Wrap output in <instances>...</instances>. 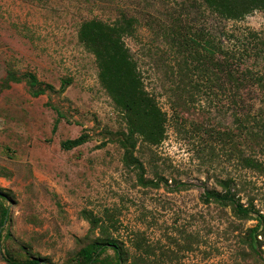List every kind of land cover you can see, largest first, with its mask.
Segmentation results:
<instances>
[{"label":"rangeland","instance_id":"374dc122","mask_svg":"<svg viewBox=\"0 0 264 264\" xmlns=\"http://www.w3.org/2000/svg\"><path fill=\"white\" fill-rule=\"evenodd\" d=\"M200 2L0 0V264L84 263L86 247L105 236L119 242L123 261L108 248L96 264H264V235L255 251L246 236L256 222L203 198L231 178L241 202L253 201L264 213V173L239 166L232 146L224 148L215 134L235 130L234 114L245 113L249 91L233 90L225 77L210 89L204 80L196 104L176 114L170 108L174 31L211 32L215 24ZM122 16L138 21L126 43L168 113L163 142L138 143L130 166L118 143L122 115L78 38L85 21L113 23ZM228 25L264 31V11ZM28 74L53 89L33 97ZM255 104L259 109L261 102ZM235 132L248 154L244 133ZM82 134L87 143L62 149ZM94 218L106 234L92 227Z\"/></svg>","mask_w":264,"mask_h":264},{"label":"trees","instance_id":"16d2710c","mask_svg":"<svg viewBox=\"0 0 264 264\" xmlns=\"http://www.w3.org/2000/svg\"><path fill=\"white\" fill-rule=\"evenodd\" d=\"M200 4L205 12L212 15L215 24L211 32L204 29L193 31L192 28L174 31L171 49L176 62L170 70L175 80L167 89L170 108L176 114L180 112L179 109H188L190 105L196 104L202 87H205L201 84L204 80L209 81L208 89L215 88L223 77L233 90L246 88L249 96L242 100L245 113L242 116L235 113V130L215 132L216 140L224 148L228 144L232 146L230 157L243 169L262 174L264 97H256V93L259 90L264 92V31L230 27L228 23H237L256 11H264V0H201ZM137 23L135 18L127 16L113 23L94 19L83 22L78 32L80 43L95 58L101 87L122 115L125 131L120 134L118 143L124 150V163L127 166H130L128 159L133 156L138 143L156 147L163 142L168 120V113L160 107L155 92L148 90L139 63L126 43V39L135 37ZM27 78L33 97L42 96L53 89L43 86L35 75L28 74ZM37 87L38 90H34ZM238 97L235 96L232 101L235 107L239 104ZM256 100L261 102L259 109H256ZM58 115L53 131H56L61 118ZM235 131H240V135L244 133L248 154L238 148L236 139L239 136ZM87 142L88 136L82 134L77 139L63 142L61 147L69 151ZM138 166L142 171V167ZM139 180L144 183L141 172ZM148 184L154 185L153 182ZM218 185L222 191H206L204 201L231 207L241 219L256 222L246 234L249 247L255 251L258 237L264 235V213L256 208L253 201L246 205L241 202L236 193V183L231 178L220 180ZM2 214L5 217L7 210L2 208ZM90 223L94 229H102L106 234V227L100 224L101 220L94 218ZM108 248L114 251L119 262L123 261V249L119 242L105 236L86 247L83 251L86 261L80 264L99 263V257ZM30 264L42 263L34 261Z\"/></svg>","mask_w":264,"mask_h":264}]
</instances>
